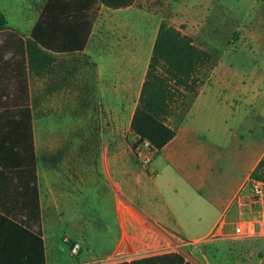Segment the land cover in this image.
Segmentation results:
<instances>
[{
	"label": "crops",
	"instance_id": "0c3cea01",
	"mask_svg": "<svg viewBox=\"0 0 264 264\" xmlns=\"http://www.w3.org/2000/svg\"><path fill=\"white\" fill-rule=\"evenodd\" d=\"M45 3L0 0L8 31L26 40ZM53 15L63 18L66 12ZM162 21L201 49L213 51L217 36L224 44L215 48L217 64L208 76L198 75L202 82L192 96L175 86L181 95L166 118L174 136L144 167L132 148L130 123ZM263 36L264 0L101 6L83 48H46L36 68L25 60V82L15 39L0 35V162L1 149L19 137L23 143L31 124L37 194V204L23 197L24 186L12 172L16 166L0 165V214L41 238L44 264L131 261L164 252H178L188 264H264V237L233 235L235 221L252 214L250 173L264 154L263 147L255 160L242 157L254 132L264 135V115L255 118L245 108L262 93L264 73L254 74L253 59L249 71L239 67L248 60L253 37L264 49ZM232 147L241 155L231 158L230 170L223 155ZM89 192L93 204L105 202V219L65 226L64 258L53 241L56 230L78 195ZM4 227L11 231L5 234ZM72 242L80 244L74 256ZM29 246L38 259L37 241L0 219L1 264L24 263Z\"/></svg>",
	"mask_w": 264,
	"mask_h": 264
},
{
	"label": "trees",
	"instance_id": "16d2710c",
	"mask_svg": "<svg viewBox=\"0 0 264 264\" xmlns=\"http://www.w3.org/2000/svg\"><path fill=\"white\" fill-rule=\"evenodd\" d=\"M134 1L46 0L41 16L34 24L26 40H23L16 31H8L7 21L0 9V35L8 33L10 37L15 39L13 48L15 52L20 51L22 53L24 81L26 82L25 60H27L28 67L36 68L38 58L41 54L45 55L46 48L67 49L69 52L75 49L81 50L89 37L101 6L110 8L126 7ZM58 11L66 12V16L56 18L53 14ZM58 30L59 34L56 32ZM18 47L20 50H17ZM216 64L217 53L215 51L197 47L190 36L182 34L174 26L162 21L153 45L139 103L131 119V131L141 138H147L156 149L164 146L175 133L166 123V118L171 111V103L181 95L175 86H181L189 90L192 92V96L197 83L202 82V78H199L198 75L208 76ZM182 98L183 102L186 103L185 95ZM132 148L134 149V144ZM1 150L3 152L2 161L0 162L1 167L8 169V166L13 164L10 167L11 169L16 166L17 170L12 172L16 174L18 181L24 186L20 194L30 201L32 196L37 204L35 187L36 158L33 147L32 125L30 124L28 135L24 128L23 143H21L19 137L18 141L13 142L12 146L8 144L7 148ZM250 178L264 180V154L251 171ZM31 191L32 194H30ZM0 219L4 224L14 225L22 229L29 239L33 238L38 243V259L34 257L33 247L29 246L27 259L22 264H44L41 238L25 227L8 220L2 214H0ZM3 230L4 233L11 231L6 230L5 227ZM109 264H188V262L178 252H164L131 261Z\"/></svg>",
	"mask_w": 264,
	"mask_h": 264
},
{
	"label": "rangeland",
	"instance_id": "374dc122",
	"mask_svg": "<svg viewBox=\"0 0 264 264\" xmlns=\"http://www.w3.org/2000/svg\"><path fill=\"white\" fill-rule=\"evenodd\" d=\"M188 5H191V1H189ZM193 5H197L193 4ZM9 23H12L11 20H9ZM254 38L251 39V41H249L248 45H249V51H247L245 53V58L248 59L244 64V67L242 68L241 66L239 67L240 69H242V71H249L251 68V66L253 65V62L250 61L251 59H253L254 62V69L253 72L254 74H258L259 71H262L264 73V49H260L257 47L256 43L254 42ZM264 39V36L262 37ZM223 40L224 41V37H213V41H214V45H212L213 48H209L213 51H216V47L218 46H223ZM239 55V54H238ZM252 72V73H253ZM257 84V83H255ZM260 90H262V93L260 94V96L253 101L252 105H247L245 108L246 110L250 109L252 111V114H254L255 118H260L261 115H264V81L260 82ZM249 139V138H248ZM248 145L247 147L242 149V157L243 158H248V162L250 157H252L253 160L256 159V157L259 155V153L262 151L263 147H264V135L261 132H254V137L253 139H250V142L248 140ZM241 155V153L238 152L237 148L232 147L227 153H225L223 155V167L224 166H228L229 169L231 170V158L232 161L235 160L236 157H238V155ZM92 193H81L78 195V198L74 204V206L72 207L73 209H71L70 213H67L64 215V220L62 221V227H60L59 229L56 230V234L58 235L56 237L53 238L54 243L56 245L57 249L61 250L62 256L64 258L68 257V252L66 253L65 248L67 249V245L63 243L62 241V231L63 229H65L64 227L67 226L69 223H71V221H75L77 223H87V222H91V221H99L102 219H105V202H91L92 200ZM104 196L103 193L99 194V197ZM70 216V218H68ZM97 223V222H94ZM193 245V244H192ZM190 250H192V247H190L189 249L187 248V251L189 252ZM117 261H107V263L105 264H109V263H116ZM120 262V261H118ZM87 264V263H84ZM97 264V263H94Z\"/></svg>",
	"mask_w": 264,
	"mask_h": 264
},
{
	"label": "built area",
	"instance_id": "2783aa9c",
	"mask_svg": "<svg viewBox=\"0 0 264 264\" xmlns=\"http://www.w3.org/2000/svg\"><path fill=\"white\" fill-rule=\"evenodd\" d=\"M134 141V153L136 159L141 165L147 167L158 149L152 146L147 138H141L137 134ZM250 195L249 203L252 209V214L248 217H240L235 221L233 235L238 238L247 237H264V180L253 179L249 180ZM80 244L72 242L69 245V253L74 256L78 253ZM105 264L107 261L94 260L87 264Z\"/></svg>",
	"mask_w": 264,
	"mask_h": 264
}]
</instances>
